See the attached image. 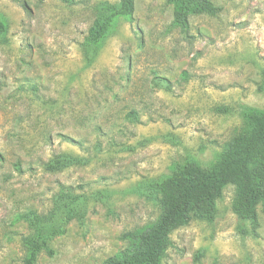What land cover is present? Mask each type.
<instances>
[{
	"label": "rangeland",
	"instance_id": "374dc122",
	"mask_svg": "<svg viewBox=\"0 0 264 264\" xmlns=\"http://www.w3.org/2000/svg\"><path fill=\"white\" fill-rule=\"evenodd\" d=\"M221 12L172 26L167 0H136L98 48L87 38L119 0H0V264H22L32 234L20 215L48 214L61 189L83 200L37 264H103L124 234L159 217L146 187L188 160L209 169L264 111V0H212ZM87 164L48 172L57 154ZM225 188L214 221L171 235L164 264H264V214L254 234Z\"/></svg>",
	"mask_w": 264,
	"mask_h": 264
},
{
	"label": "trees",
	"instance_id": "16d2710c",
	"mask_svg": "<svg viewBox=\"0 0 264 264\" xmlns=\"http://www.w3.org/2000/svg\"><path fill=\"white\" fill-rule=\"evenodd\" d=\"M167 1L173 7L172 26L183 33L188 32L191 17H216L221 12L212 0ZM135 9L136 0L107 4V14L89 32L86 40L89 47L98 48L113 24L121 18L132 19ZM6 32L7 25L0 16V39ZM260 91L264 92V81ZM86 164V159L63 153L54 155L45 169L54 173ZM228 186L235 188L234 214L242 223L250 224L251 231L256 234L260 227L259 209L264 214V111L246 110L242 132L226 144L209 169L188 160L176 163L171 175L148 182L147 189L157 195L161 209L159 217L143 228L124 234L129 247L109 257L103 264H164L165 255L172 247V233L193 219L214 221L218 201ZM82 201L81 197L61 189L50 213L20 215L19 218L26 220L32 230V234L22 240L26 249L22 264H37L43 252L54 255L49 246L51 239L63 235L72 220L84 221Z\"/></svg>",
	"mask_w": 264,
	"mask_h": 264
}]
</instances>
